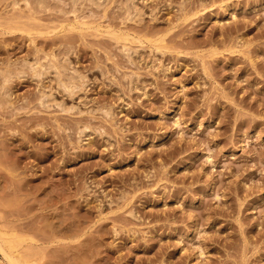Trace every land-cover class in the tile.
Masks as SVG:
<instances>
[{"label":"rangeland","instance_id":"374dc122","mask_svg":"<svg viewBox=\"0 0 264 264\" xmlns=\"http://www.w3.org/2000/svg\"><path fill=\"white\" fill-rule=\"evenodd\" d=\"M0 264H264V0H0Z\"/></svg>","mask_w":264,"mask_h":264}]
</instances>
